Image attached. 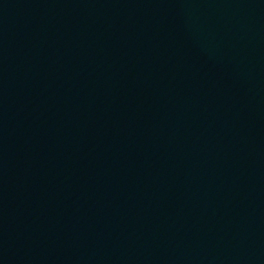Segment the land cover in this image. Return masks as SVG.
<instances>
[{
    "label": "water",
    "instance_id": "obj_1",
    "mask_svg": "<svg viewBox=\"0 0 264 264\" xmlns=\"http://www.w3.org/2000/svg\"><path fill=\"white\" fill-rule=\"evenodd\" d=\"M0 264H264V0H0Z\"/></svg>",
    "mask_w": 264,
    "mask_h": 264
}]
</instances>
